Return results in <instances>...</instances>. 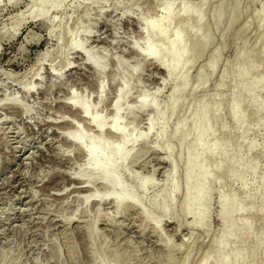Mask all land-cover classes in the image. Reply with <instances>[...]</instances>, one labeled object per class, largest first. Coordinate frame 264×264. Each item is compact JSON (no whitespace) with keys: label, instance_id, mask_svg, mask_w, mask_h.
Masks as SVG:
<instances>
[{"label":"rangeland","instance_id":"374dc122","mask_svg":"<svg viewBox=\"0 0 264 264\" xmlns=\"http://www.w3.org/2000/svg\"><path fill=\"white\" fill-rule=\"evenodd\" d=\"M183 1L174 3L176 17L167 26V38L181 24L187 33L185 62L176 78L167 80L154 59L134 50L144 48V36L156 39L143 36L140 22L162 16L166 0H62L45 16L37 11L38 0H0V264H201L205 255L206 264L216 258L228 264H264V0H228L231 5L219 26L213 15L227 0ZM77 23L83 28L76 35ZM74 35L84 50H70ZM179 45L176 41L174 48ZM81 51L101 60L104 73L98 74ZM242 64L252 66L248 78L237 74ZM183 78L187 84L181 92ZM259 78L258 91H253ZM125 83L130 91L121 104V127H134L133 136L141 138L122 152L133 148L120 182L135 189L138 202L118 213L110 199L81 201L82 182L99 175L84 173V155L65 135L74 126L86 136L98 133L64 101L74 92L93 108L103 90L98 112L109 124ZM143 94L164 116L139 109ZM194 106L208 109L207 143L225 142L227 152L208 155L205 184L211 192L186 214L181 204L194 137L188 136L193 135L188 122L187 132L183 129L187 136L176 137L174 130ZM234 106L237 118L231 113ZM151 119L154 127L148 132ZM163 125L165 136L156 140ZM104 138L117 140L109 131ZM132 176L152 183L137 189ZM174 178L178 188L170 198ZM91 188L99 197L107 192L99 182ZM120 192L125 193L118 187L115 194ZM225 195L226 208L233 200L240 208L236 226L247 224L250 235L238 227L228 240L220 205ZM157 196L155 209L151 203ZM141 205L151 221L144 220ZM199 216L203 227L195 223ZM220 240L228 243L223 251Z\"/></svg>","mask_w":264,"mask_h":264},{"label":"bare ground","instance_id":"6f19581e","mask_svg":"<svg viewBox=\"0 0 264 264\" xmlns=\"http://www.w3.org/2000/svg\"><path fill=\"white\" fill-rule=\"evenodd\" d=\"M62 0H38L36 7L37 11L40 16H45L48 9L54 8L59 4ZM176 1H183V0H166L163 7H161V15L158 16L155 20L150 22H140L141 30L144 34H147L148 37H154L156 38L154 41L149 40V38L144 36L145 39V46L142 50H138L137 47H134L135 52H137L140 56H143L144 59L152 58L156 61V63L167 73V80H174L179 73L180 67L185 62L184 59V52L187 49V41L184 40V35L182 33V26L181 24H177L175 26V30L171 32V35L169 38H167V26H169L171 21L175 20L176 15L173 13V6L174 3H177ZM230 1V0H229ZM184 2V1H183ZM226 2L221 3V5L217 8L215 11L213 18L216 26H219L221 22L224 21V15L228 11V6L231 5V3ZM176 5V4H175ZM175 11V9H174ZM180 13L182 15L187 14V10L183 8ZM228 13V12H227ZM226 13V14H227ZM262 18V23H264V16ZM200 20V18H198ZM184 23V22H183ZM172 25V24H171ZM222 25V23H221ZM76 26V35L79 32L80 29L83 27L80 26V24L77 23ZM179 41L180 45L178 49L176 50L174 48L175 42ZM188 44V43H187ZM68 47L70 50H84V48L76 41L75 35L72 37L70 42L68 43ZM82 52V51H81ZM84 52V53H83ZM83 56L86 60V62L91 65L94 70L98 74L104 73L105 65L104 63L95 58L91 53L87 51H83ZM167 57V59H166ZM215 60L210 63V68L212 70L215 69ZM117 66L119 69L123 67V64L121 62L117 63ZM252 66L242 64L237 69V74L239 76H242L243 78H248L250 76L249 74L252 73ZM131 75L134 74V70L130 72ZM135 75V74H134ZM262 82V79L259 78L252 90L258 91V84ZM186 78L181 79V81L178 83V89L181 90V92H184L186 89ZM128 84H122L121 88L118 92L117 99L112 105V110L114 113V116L109 124H107L100 116L98 112V106L103 102V90L100 93L98 105L95 107H91L88 101L83 98L79 97L74 92L70 93L68 98L64 101V105L67 106L71 110H75L83 119H85L93 128L96 129V132L98 133L97 137H90L86 136L81 133L80 129L74 126L73 133L65 135L67 140L71 142L73 145L78 147L85 158V166L87 167L84 170V173L88 172H97L99 175V178H95V180H84L82 182L81 192L84 193L81 201L83 204H87L91 200H96L98 204H101L104 201L111 200L114 204L116 212L120 213L122 209L129 203L135 204L138 202V198L136 196V193L133 189H125L124 186L120 182L121 178V172L122 170H125L128 160L133 155L132 149L128 150L126 154L123 156L122 152L124 149H126L131 142V146L137 142L140 141L141 136H133V129L129 128L128 130L121 127L122 125V113H121V104L124 97L127 95L128 91ZM177 96V95H176ZM139 102V109L145 110L150 109L155 115L158 116H164V113L158 105L151 104L150 102L147 103L145 99V94L141 96V99ZM124 105V104H122ZM264 105V100H263ZM127 110L128 114H133L132 109H125ZM232 116L234 118H237V107H232L231 110ZM124 116V115H123ZM186 120H181L175 130H174V136L181 137V136H187L184 134L185 127L189 124L190 126V133L193 135L194 140L191 146H189V154L186 159V169L188 171V176L186 177V189L187 191L183 195L182 199V209L183 211L188 214L190 213L193 206H199L204 204L205 196L207 193H209L210 188L207 187L205 184V180L208 173V163H207V157L208 155H212L213 152L218 153L219 155L226 150L227 145L224 142H217L213 145H209L207 143V135L210 132V121H209V112L208 109L203 108L201 110H198L196 106L189 109V115L186 116ZM185 117V118H186ZM65 121V119H64ZM188 122V124H187ZM187 124V125H186ZM186 127L187 128H189ZM154 127V119H151L149 122V128L148 132H151ZM185 129V130H186ZM109 131L117 140L116 142H109L104 138V134ZM166 132V127L163 125L159 132L156 134V140H160L164 138ZM187 132V130H186ZM188 134V133H187ZM143 140V139H142ZM209 148V149H207ZM207 149V150H206ZM202 150L203 152L207 153V156H200L197 151ZM165 151H170L169 148H166ZM211 152V154H209ZM227 152V151H225ZM224 152V153H225ZM119 164L120 170L119 171H113L114 166ZM236 165V164H235ZM84 166V167H85ZM125 168V169H124ZM88 171V172H87ZM124 172V171H123ZM83 173V171H82ZM177 174L176 167L173 168V176ZM196 176L195 181H192V176ZM133 180L137 182V189L144 190L149 185H151V180H145L141 181L140 179H137L136 176H132ZM95 182H99L102 184V187L107 191L106 194L103 197H99L96 192L91 188V186ZM177 183L175 178L172 179L171 188L169 191V196L171 198V195L177 191ZM120 187L124 192H120L118 194H115V190ZM149 188V187H148ZM138 191V190H137ZM211 192V191H210ZM138 194V193H137ZM227 195L220 198V205L222 208L221 212V219L223 220V223L226 225L225 227V233L228 236V240H232V236H234V232L236 228V222L234 220L235 214H238L240 212V208H238V204L235 200L232 201L230 206L226 208L225 205V198ZM160 198V196H159ZM158 196L153 198L152 205L156 209L159 206V202L157 201ZM146 201V199L144 200ZM240 201V200H239ZM150 203V202H149ZM149 204V205H151ZM146 206V204H145ZM141 205V213L146 221H151L147 211H145ZM149 207V206H148ZM152 207V206H151ZM167 207V206H166ZM147 208V207H145ZM151 209V208H150ZM242 210V209H241ZM167 211V210H166ZM195 223H201V227L204 226L202 217H198L195 219ZM228 223V224H227ZM240 233L243 234H249L250 235V226L247 224H242L240 228ZM95 236V234L92 235V238ZM229 242V241H228ZM165 246L168 247V242L165 243ZM228 243L223 242L220 240L218 242V248L219 250L223 251L227 248ZM95 250H99V248L95 247ZM238 251V250H237ZM241 255V254H240ZM208 255H205L203 257V260L201 264H206V261L208 260ZM240 256H236L235 260H239ZM187 257L184 260V263L186 262ZM214 264H228L223 259H215Z\"/></svg>","mask_w":264,"mask_h":264}]
</instances>
